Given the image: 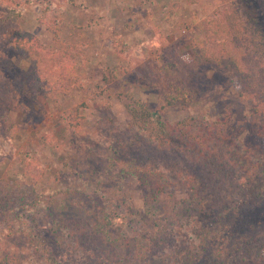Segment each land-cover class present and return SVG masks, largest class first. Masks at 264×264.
<instances>
[{"label":"rangeland","instance_id":"obj_1","mask_svg":"<svg viewBox=\"0 0 264 264\" xmlns=\"http://www.w3.org/2000/svg\"><path fill=\"white\" fill-rule=\"evenodd\" d=\"M16 1L23 6L16 24L37 37L46 50L59 53L67 46L72 47L75 56L72 61L83 82L70 83L67 75L63 76L70 86L62 85L61 92H50L48 85L28 83L32 58L22 48H4L10 64H0V88L18 98L13 99L9 111L13 121L10 137L2 133L0 119V181L13 188L22 179L21 174H25L26 180L37 182L38 187L59 191L55 204L72 226L87 227L91 239L95 232L90 224L99 223L102 207L106 205L104 193L118 195L117 189L122 186L130 205L140 208L160 187L152 173L139 166L151 155L143 145V136L149 132L140 135L138 129L131 127L127 104L133 102V97L148 103L153 111L161 110V93L168 89L161 73L163 65L171 57L191 63L195 43L205 40V22L214 17L217 9L232 4L238 10L244 66L255 87L264 91V12L257 0H249L257 8V24L240 0ZM7 5L9 2L0 0V16L4 14L1 8ZM9 22L10 19L6 20L2 27ZM113 41L125 46L123 56L114 48ZM190 84L196 87V100L187 108L167 107L164 117L169 122L194 115L226 121L227 137L258 145L264 155V136L259 135V124L238 95L228 70L211 62L200 64ZM77 106L82 119L74 127L66 121L64 112ZM160 153L164 158L172 156L169 152ZM174 158L182 168L195 172V166L184 157ZM133 170L142 179L132 174ZM69 188L74 189L69 192ZM241 189L239 204L227 210L228 207L216 208L220 193L207 186L210 196L207 214H200L199 223L188 232L171 238L173 256L157 264H194L191 256L204 257L211 251L218 254L225 237L230 238L232 233L235 239L242 237L253 243L243 241V246L230 255L261 257L263 253L264 257V177L245 182ZM169 193L180 198L187 196L185 188H171ZM117 201L126 206L123 196H117ZM162 201H166L165 196ZM48 221V216L42 217L41 227ZM128 235L132 238L138 234L128 229ZM89 236H85V245L92 256L82 262L98 264L103 251L89 241ZM211 238L213 243L205 247ZM18 240L21 242V238ZM7 249V244L0 243V264H4L1 257ZM124 250L120 251L124 264L153 257V249L149 255L147 245L137 251ZM115 262L122 264L117 260L112 263ZM21 264L50 263L34 256L24 258Z\"/></svg>","mask_w":264,"mask_h":264},{"label":"trees","instance_id":"obj_2","mask_svg":"<svg viewBox=\"0 0 264 264\" xmlns=\"http://www.w3.org/2000/svg\"><path fill=\"white\" fill-rule=\"evenodd\" d=\"M6 1L9 5L1 8L4 14L0 16V64H10L4 48L15 46L22 48L32 58L33 67L28 83L48 85L50 92H61L64 89L62 85L67 88L70 86L63 77L67 75L70 83L81 84L83 79L72 61L75 59L72 47L67 46L59 53L44 49L37 37L16 24L23 13L22 4L16 0ZM188 1L192 3L200 0ZM240 1L257 24V8L251 6L249 0ZM257 2L264 12V0ZM9 19L11 22L2 27ZM241 23L239 12L232 4L217 9L214 17L205 22V40L195 43L191 63L171 57L163 65L161 73L168 82V89L161 93V110L153 111L148 103L133 97V102L127 104L132 118L131 127L138 129L140 135L144 131L149 132L143 136V145L151 155L139 166L151 172L160 185L142 207L130 205L122 186L117 189L118 195L104 193L106 205L102 207L99 223L90 224L91 230L95 232L91 239V231L87 227L79 224L72 226L55 204V196L59 191L46 186L38 187L37 182L26 180L25 174H21L22 179L13 188L0 181V243L4 242L8 248L1 257L4 264H21L24 258L34 256L50 264H83L85 258L92 256L91 250L89 252L85 245L86 234L89 241L96 243V247L103 251L98 264H113L115 260L124 264L120 251H137L144 245H147L149 255L153 249V257L149 256L146 260L140 258L138 262L131 260L128 264H157L173 256L175 248L169 240L177 234L188 232L199 223L200 214H207L210 200L207 186L213 192L220 193L221 199L216 200V208L228 207V210L239 204L242 184L264 177V155L260 146L227 137L224 127L226 121H212L207 116L194 115L172 123L164 117V110L170 106L189 107L197 98L196 87L190 84L196 67L206 62L215 63L231 73L238 95L258 122L259 135L264 136V91L256 88L247 75L242 58ZM112 44L120 55L125 54V46H119L114 41ZM17 98L0 88L1 130L7 137L13 132L9 111L13 99ZM64 116L71 126H79L82 119L80 106L65 111ZM160 152H169L172 156L164 158ZM174 157H184L187 163L195 166V172L182 168ZM131 172L142 179L137 171ZM171 188H185L187 196L177 197L169 193ZM73 189L69 188L68 191L72 192ZM119 195L124 197L126 206L117 201ZM162 196H165V202ZM188 212H193L190 214L191 219ZM44 216H48L49 221L43 228L40 220ZM128 229L138 235L131 238ZM117 231L119 233L115 234ZM239 238L235 239L232 233L230 238L225 237L218 254L211 251L204 257L200 255L197 258V255L190 258L195 259L194 264H264L263 253L261 257L254 254L230 255V252L243 246V241L246 244L253 243ZM195 241L200 243L199 238ZM213 241L214 238L208 239L205 247H210ZM86 254L88 257H85Z\"/></svg>","mask_w":264,"mask_h":264}]
</instances>
